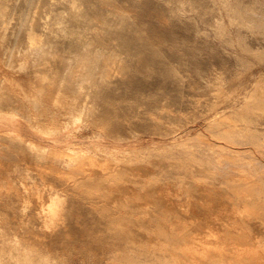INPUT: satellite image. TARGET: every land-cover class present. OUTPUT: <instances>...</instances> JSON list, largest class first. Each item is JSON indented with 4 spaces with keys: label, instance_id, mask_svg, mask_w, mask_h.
<instances>
[{
    "label": "rangeland",
    "instance_id": "374dc122",
    "mask_svg": "<svg viewBox=\"0 0 264 264\" xmlns=\"http://www.w3.org/2000/svg\"><path fill=\"white\" fill-rule=\"evenodd\" d=\"M263 22L264 0H0V101L83 108L0 147V264H264Z\"/></svg>",
    "mask_w": 264,
    "mask_h": 264
},
{
    "label": "bare ground",
    "instance_id": "6f19581e",
    "mask_svg": "<svg viewBox=\"0 0 264 264\" xmlns=\"http://www.w3.org/2000/svg\"><path fill=\"white\" fill-rule=\"evenodd\" d=\"M72 4L70 5L71 7H72V10H73V8H74V2L72 1L71 2ZM141 6V5H140ZM143 6H144V4H143ZM151 6V5H150ZM155 7H157V6H155ZM143 8V7H142ZM158 8V7H157ZM107 9V8H106ZM106 9H105V11H106ZM147 9V8H146ZM159 9V8H158ZM101 10V9H100ZM160 10V9H159ZM227 10V9H226ZM235 10V9H234ZM103 11V10H102ZM105 11H104V13H105ZM162 11V10H161ZM248 11V10H247ZM246 11V12H247ZM151 12V11H150ZM243 12V11H242ZM98 13V12H97ZM101 13V12H100ZM107 13V12H106ZM236 13V12H235ZM251 13V12H250ZM109 14H110V12H109ZM249 14V13H248ZM255 14V13H254ZM253 14V15H254ZM97 15V14H96ZM106 15V14H105ZM162 16H164V15H162ZM241 16V15H240ZM252 16V15H251ZM241 18H242V16H241ZM250 18V17H249ZM252 18V17H251ZM256 18V17H255ZM259 18V17H258ZM258 18H256V19H258ZM245 19H247V18H245ZM244 19V20H245ZM247 20H249V19H247ZM247 20H246V22H247ZM251 20V19H250ZM263 21V20H262ZM255 22V21H254ZM259 22V21H258ZM256 23V22H255ZM264 23V22H263ZM242 24V23H241ZM64 25H66V24H64ZM245 25V24H244ZM257 25V24H256ZM172 26V25H171ZM253 26V25H252ZM66 27V26H65ZM240 27V26H239ZM246 27H248V26H246ZM245 27V28H246ZM262 27V26H261ZM247 29V28H246ZM64 30V29H63ZM170 30V29H169ZM72 31V30H71ZM94 31V30H93ZM95 31H97V29L95 30ZM99 31V30H98ZM97 31V32H98ZM165 31V30H164ZM169 32V31H168ZM260 32V31H259ZM264 32V31H263ZM175 33H177V32H175ZM100 34V33H99ZM258 34V33H257ZM95 35V34H94ZM98 35V34H97ZM96 36V35H95ZM170 36H171V34H170ZM258 36V35H257ZM97 37V36H96ZM101 38V37H100ZM159 39V38H158ZM160 40H161V38H160ZM165 40V39H164ZM86 41V40H85ZM159 41V40H158ZM157 41V42H158ZM171 41V40H170ZM88 42H90V41H88ZM92 42V41H91ZM90 42V44H92ZM114 42V41H113ZM77 43V42H76ZM84 43H86V42H84ZM164 43H166V42H164ZM79 44V43H78ZM168 44V43H167ZM170 44V43H169ZM176 44V43H175ZM94 45V44H93ZM38 46V45H37ZM87 46H89V44L87 45ZM86 46V47H87ZM97 46V45H96ZM39 48V47H38ZM85 48V45H84V47H83V49ZM89 48H91V47H88V49L87 50H89ZM93 48H94V46H93ZM96 48V47H95ZM86 49V48H85ZM84 49V50H85ZM97 49V48H96ZM86 50V51H87ZM101 50V49H100ZM99 50V51H100ZM88 52V51H87ZM86 52V53H87ZM80 53V52H79ZM84 53H85V51H84ZM84 53H81L82 54V58L83 59H80L81 60V62H79L80 63V65L83 67V69H82V75H85V74H88V73H91V71H92V73L93 74H95L98 70H99V67L98 66H100L102 63H103V61H102V63L101 64H97V62H99L98 61V59H100V58H98V59H96L97 58V56L98 55H95L97 52H95L93 49L92 50H90L89 51V53H91V54H89V53H85L86 55H88V57H86V58H88V59H85L84 60V58H85V54ZM101 53V52H100ZM104 53V52H103ZM80 54V55H81ZM102 54V53H101ZM63 55V54H62ZM79 55V56H80ZM64 56V55H63ZM62 56V57H63ZM66 56V55H65ZM77 56H78V54H77ZM106 56V55H105ZM61 57V58H62ZM104 57V56H103ZM114 57V56H113ZM187 57H189V56H187ZM80 58H81V56H80ZM115 58V57H114ZM180 58V57H179ZM68 60V58L66 57L64 60ZM196 59V58H195ZM66 60V61H67ZM97 60V61H96ZM104 60V59H103ZM108 60V59H107ZM191 60H193V59H191ZM198 60V59H197ZM196 60V61H197ZM69 62L68 63H70V60H68ZM95 61H96V64L94 65V63H95ZM109 61V60H108ZM90 62H93V64L92 65H89L90 64ZM105 63H107L106 62V59H105V61H104ZM115 62V61H114ZM137 62V61H136ZM178 62V61H177ZM177 62H176V64H177ZM182 62H183V60H182ZM117 63V62H116ZM66 64H67V62H66ZM104 64V63H103ZM98 65V66H97ZM120 65V64H119ZM193 65V64H192ZM209 65V64H208ZM102 66V65H101ZM108 66V65H107ZM183 66V65H182ZM185 66V65H184ZM183 66V67H184ZM106 67V66H105ZM195 67V65H193L192 66V68H194ZM199 67V66H198ZM111 68V67H110ZM177 68V67H176ZM197 68V67H196ZM210 68H211V66H210ZM98 69V70H97ZM199 69V68H198ZM97 70V71H96ZM194 72V71H193ZM212 72H213V70H212ZM187 73V72H186ZM189 73H190V71H189ZM196 71H195V75H196ZM211 74V73H210ZM23 77V76H22ZM21 77V78H22ZM84 77V76H83ZM193 78V77H192ZM201 78V77H200ZM207 78V77H206ZM197 79V78H196ZM25 80V79H24ZM24 80H22V82L24 81ZM194 80V79H193ZM198 80H199V77H198ZM26 81V80H25ZM21 82V81H20ZM21 82V83H22ZM200 82V81H199ZM12 83V82H11ZM13 84H15V83H13ZM16 84H18L19 85V83H17L16 82ZM23 84V83H22ZM28 83H26L25 85H27ZM206 84V83H205ZM195 85V84H194ZM208 85H210V84H208ZM21 86V85H20ZM20 86L19 87H17V88H15L14 87V93L16 92L15 90L16 89H18L19 88V90L22 88H24L25 86L24 85H22L21 86V88H20ZM24 86V87H23ZM197 86V85H196ZM22 89H21V91H22ZM21 91H19V93L21 92ZM13 92V91H12ZM23 92V91H22ZM13 93V94H14ZM19 93L18 94H16V95H19ZM8 94V93H7ZM10 94V93H9ZM12 94V95H13ZM11 95V96H12ZM1 96H4V95H1ZM39 96V95H38ZM8 100H6V98H4L3 99V101L1 102L0 101V147L1 148H3L4 147V145H5V147H7V149L9 150H12V149H14V148H8V145L6 146V144L5 143H12L11 145H10V147H13L12 145H14L13 143H15L14 142V140L15 141H18V139H20L19 141H21L22 139L20 138L21 136L19 135V129H20V126H21V121L22 120H25V118H26V120H28V122L29 121H31L33 118V122H35V119H37V121L40 123V124H45V125H47V123H50V124H58V123H62V122H64V120L65 119H69V120H72V123H74V124H76V123H78V122H80V118H81V114L83 113V108L81 109V110H78L79 112L77 113V108H78V106L75 104V103H73V104H71L69 107H68V109H67V112L69 113V114H66L67 115V117L66 118H64V119H61L60 118V114H57V111H55V110H53L52 109V107H50L52 110H50V111H47V110H45L41 105H44L45 104V106H46V104H47V102L45 103V100H43L42 99V97H35V95L33 96L34 97V99L33 100H27L28 98H26V96H23V99H21V97H16V96H12V97H16L15 99L14 98H11V97H7V96H5ZM1 98V97H0ZM24 98H26V99H24ZM254 99V98H253ZM18 100H21V103H19L18 102ZM244 100V99H243ZM247 104V103H246ZM249 104V103H248ZM48 105V104H47ZM255 105V104H254ZM258 105V104H257ZM261 105H262V103H261ZM260 105V106H261ZM199 106H200V103H199ZM256 107V106H255ZM34 109V111L36 110V111H39L40 112V117L39 116H35L34 117V115H33V113L32 114H30L33 110L32 109ZM46 108H49V106H46ZM262 108V107H261ZM80 109V108H79ZM253 109V108H252ZM29 110H31V112H29ZM6 111H8L9 112V115H5L4 114V112H6ZM33 111V112H34ZM36 111H35V113H36ZM7 113V112H6ZM34 113V114H35ZM42 113V114H41ZM79 113H81L80 115L81 116H79V115H77V114H79ZM88 113H89V111H88ZM85 114V113H84ZM30 115H33V116H30ZM36 115V114H35ZM39 115V114H38ZM30 117L32 118L31 120H30ZM39 117V118H38ZM241 117V116H240ZM22 119V120H21ZM263 119V118H262ZM242 120V119H241ZM36 121V122H37ZM248 121H250V120H248ZM25 122V121H24ZM32 122V121H31ZM35 122V123H36ZM37 122V123H38ZM245 122H247V121H245ZM244 122V123H245ZM30 123V122H29ZM36 123V124H37ZM226 123H227V121H226ZM35 124V125H36ZM221 124V123H220ZM248 124V123H247ZM63 125H65L66 126V123L65 124H63ZM36 127H39V125L38 126H36ZM64 127V126H63ZM217 128H218V126H217ZM232 128H234L233 126H232ZM59 129V128H58ZM65 129V128H64ZM222 129V128H221ZM245 129V128H244ZM57 130V129H56ZM63 130V129H62ZM223 130V129H222ZM226 130H228V129H226ZM52 131V130H51ZM60 131V130H59ZM69 131V130H68ZM67 131V132H68ZM229 131V130H228ZM243 131V130H242ZM221 131H218V133H220ZM223 132V131H222ZM232 132H233V130H232ZM241 132V131H240ZM253 132H254V130H253ZM48 133V132H47ZM50 133V132H49ZM69 133V132H68ZM226 133V132H225ZM243 133V132H242ZM257 133V132H256ZM45 134V133H44ZM228 134V133H227ZM229 134H230V132H229ZM231 134H234V133H231ZM236 134V133H235ZM238 134V133H237ZM240 134V133H239ZM250 134V133H249ZM259 134V133H258ZM241 135V134H240ZM17 136H19V138H17ZM229 136V135H228ZM245 136V135H244ZM254 136V135H253ZM224 137H226V136H224ZM252 138V137H251ZM17 139V140H16ZM230 139V138H229ZM232 139V138H231ZM231 139H230V142H231ZM247 139V138H246ZM238 140V139H237ZM237 142V141H236ZM19 143V142H18ZM20 143H22V141L20 142ZM233 143V142H232ZM25 144V143H24ZM27 144V143H26ZM18 145V144H17ZM29 145H31V143H29ZM26 146V145H25ZM24 146V148H26ZM32 147H33V145H31ZM31 146H28L27 145V148L29 147H31ZM258 146V145H257ZM14 147H16L15 149L16 150H18L19 148H18V146H14ZM0 148V149H1ZM18 148V149H17ZM22 148V147H21ZM34 148V147H33ZM7 149L5 148V151H7ZM14 149V150H15ZM36 149V148H35ZM35 149H34V151H35ZM38 149V148H37ZM41 149H42V146H41ZM261 149V148H260ZM4 150V149H3ZM9 150V151H10ZM30 150V149H29ZM33 150V149H32ZM47 150V149H46ZM9 151H7V153H10ZM33 151V152H34ZM38 151H40V150H38ZM43 152H44V150H42ZM256 151V150H255ZM36 153H37V150L35 151ZM46 152V151H45ZM257 152V151H256ZM39 153H41V152H39ZM261 153V152H260ZM61 154V153H60ZM39 155V154H38ZM42 155V154H41ZM43 155H44V153H43ZM55 155V159H56V157H57V162H56V160L54 161L53 160V158H52V161L53 162H55V163H57L58 165L60 164V166L61 165H63V164H66V160H65V158H66V156H63V155H61V156H63V158L62 157H59L60 155H59V153H58V155L56 156V154H53V156ZM69 156V158L71 157L70 155H68ZM59 157V158H58ZM78 157V156H77ZM82 158H84L83 156H81ZM80 157V158H81ZM42 158V157H41ZM68 157H67V159H69ZM70 159H72V161H74V159L73 158H70ZM79 159V158H78ZM82 160H84V159H82ZM51 161V162H52ZM79 161V160H78ZM76 162H77V159H76ZM83 162V161H82ZM79 163H81L80 161H79ZM85 163V162H84ZM52 164V163H51ZM73 164H74V162H73ZM72 163L71 164H68L69 166L71 165V167H72V165H73ZM89 164V163H88ZM87 164V165H88ZM54 164H52V166H53ZM75 165H77V163L75 164ZM81 164H79V166H80ZM57 166V165H56ZM59 166V167H60ZM74 166V165H73ZM82 166V165H81ZM80 166V167H81ZM53 167H55V166H53ZM59 167H57V168H59ZM75 167V166H74ZM77 167V166H76ZM79 167V168H80ZM104 167V166H103ZM78 168V169H79ZM92 168V167H91ZM78 169H76V170H78ZM80 169H82V168H80ZM61 170V169H60ZM73 170H74V168H73ZM76 170L74 171V172H76ZM81 172V171H80ZM190 173V172H189ZM188 173V174H189ZM115 174V173H114ZM84 175V174H83ZM193 175H194V173H193ZM116 176V175H115ZM118 176V175H117ZM237 182V181H236ZM243 183V182H242ZM235 184V183H234ZM241 186V185H240ZM245 187V186H244ZM126 188V187H125ZM262 189V188H261ZM52 196H55L53 199H51V201H50V203L47 205V207H51V213H50V216L52 215V214H54L58 209H60L59 208V204L62 202V200L61 199H59V200H61L60 202H59V200L57 199V194L55 195H52ZM60 207H62V204H61V206ZM132 207V206H131ZM130 207V208H131ZM135 208V207H134ZM133 208V209H134ZM262 208H264L263 206H262ZM48 210H49V212H50V208H48ZM48 210H46V212L48 211ZM45 211V210H44ZM60 211H61V209H60ZM135 211V210H134ZM58 212V211H57ZM264 212V211H263ZM60 213V212H59ZM264 214V213H263ZM263 214H261L262 215V217H264L263 216ZM49 214H47V216H48ZM54 215H56V214H54ZM54 215H52V216H54ZM144 215V214H143ZM45 216H46V214H45ZM44 216V217H45ZM58 216V215H57ZM56 216V217H57ZM170 216H172V215H170ZM154 217V216H153ZM152 218V217H151ZM155 218V217H154ZM142 219V221H140V220H138V221H133V219H132V222H129V223H131L132 225H130L131 227L132 226H134L135 225V227L134 228H136V230L139 228V229H141V227L140 226H143L144 225V223H145V220H143L144 218H141ZM181 219V218H180ZM48 220V219H47ZM46 220V221H47ZM173 220V219H172ZM174 220H176V219H174ZM173 220V221H174ZM148 221V220H147ZM144 222V223H143ZM45 224H46V222H44ZM49 223H51V222H49ZM141 223V224H140ZM158 223V222H157ZM160 223V222H159ZM171 223V222H170ZM128 224V223H127ZM185 224V223H184ZM47 225V224H46ZM125 225L126 224H122V225H118V236L120 237V240H123V239H127V240H124L125 242H131L132 241V243L133 242H135V240H134V238H132L131 237V241H130V239H128L130 236H129V234H126L125 233V235H128V238L125 236V238L123 237L124 236V234L122 235V237L120 236V234L121 233H123L122 231H123V227H125ZM162 225V224H161ZM160 225V226H161ZM179 225V224H178ZM126 226H128V225H126ZM130 226H128V228L130 227ZM145 226V225H144ZM163 226H165V225H163ZM184 226V225H183ZM121 227H122V229H121ZM138 227V228H137ZM142 228H144V227H142ZM168 228V227H167ZM125 229V228H124ZM163 229H165V228H163ZM122 230V231H121ZM135 230V231H136ZM126 231V230H125ZM124 231V232H125ZM131 232V231H130ZM137 232V231H136ZM135 232V233H136ZM163 232V231H162ZM171 232V231H170ZM173 232V231H172ZM163 233H165V231L163 232ZM239 233H241V232H239ZM137 234V233H136ZM139 234V233H138ZM140 234H142V233H140ZM162 234V233H161ZM180 234V233H179ZM178 234V235H179ZM165 235H167V234H165ZM210 235V234H209ZM141 236V235H140ZM146 236V235H145ZM145 236H144V238H145ZM211 236H216V235H211ZM139 237V236H138ZM147 237V236H146ZM149 237V236H148ZM154 236L152 235V238H153ZM218 237V236H217ZM216 237V238H217ZM143 238V239H144ZM171 238V237H170ZM173 238V237H172ZM215 238V239H216ZM238 238H240V237H238ZM147 239V238H146ZM150 239V238H149ZM162 239V238H161ZM223 239V238H222ZM222 239H221V241H222ZM187 240V239H186ZM217 240H218V238H217ZM164 241V240H163ZM194 241V240H193ZM219 242H220V239L218 240ZM145 242H147V241H145ZM149 243H150V241H148ZM189 242H190V240H189ZM188 242V243H189ZM212 242H213V240H212ZM214 242L216 243L217 241H215L214 240ZM222 242H224V241H222ZM222 242H221V244H222ZM237 242V241H236ZM149 243H147V244H149ZM156 243H158L157 241H156ZM187 243V244H188ZM195 243V242H194ZM215 243H212V244H214L215 245ZM169 244V243H168ZM174 244H176V243H174ZM202 244V243H201ZM208 244V243H207ZM210 245H211V243H209ZM208 244V245H209ZM225 244V243H224ZM150 245H151V243H150ZM197 245V244H196ZM204 245H206V243H204L203 245H202V250H203V247H205ZM208 245H207V247H208ZM209 245V246H210ZM132 246H134V245H132ZM213 246V245H212ZM215 246H217V244L215 245ZM214 246V247H215ZM225 246V245H224ZM148 248V247H147ZM187 249L188 248H190V245H189V247L187 246L186 247ZM193 248H195V247H193L192 246V249ZM200 248V247H199ZM206 248V247H205ZM210 248V247H209ZM149 249V248H148ZM195 250H196V248H195ZM214 250V249H213ZM212 250V251H213ZM217 250V249H216ZM221 250V249H220ZM163 251V250H162ZM171 251V250H170ZM194 251V250H193ZM197 251V250H196ZM222 251V250H221ZM166 252H168V251H166ZM175 252V251H174ZM181 252V251H180ZM184 252V251H183ZM188 252V251H187ZM199 252H200V250H199ZM202 253L204 252V251H201ZM158 253V252H157ZM156 253V254H157ZM252 253V252H251ZM250 253V254H251ZM192 254H195V252L194 253H192ZM199 254V253H198ZM206 254V253H205ZM219 254H220V252H219ZM218 254V255H219ZM224 254H225V252H224ZM160 255V254H159ZM187 255H188V253H187ZM235 255V254H234ZM243 255V254H242ZM15 256V255H14ZM162 256V255H161ZM166 256H170V254H167ZM176 256V255H175ZM193 256V255H192ZM197 256V255H196ZM201 256V255H200ZM222 256H223V254H222ZM226 256H228V255H226ZM225 256V257H226ZM229 256H230V254H229ZM236 256H237V258L238 257H240V256H238L237 255V253H236ZM16 257V256H15ZM154 257H156V256H154ZM160 257V256H159ZM158 257V258H159ZM184 257V256H183ZM198 257H199V255H198ZM197 257V258H198ZM205 257V256H204ZM217 257H219V256H217ZM232 257V256H231ZM18 258V257H17ZM125 258V257H124ZM167 258V257H166ZM169 258V257H168ZM248 258V257H247ZM259 258H260V256H259ZM179 259V258H178ZM182 259V258H181ZM186 259V258H185ZM25 260V259H24ZM184 260V259H183ZM209 260V259H208ZM219 260V259H218ZM242 260V259H241ZM249 260H251V259H249ZM28 261V260H27ZM43 261V260H42ZM189 261V260H188ZM199 261V260H198ZM197 261V262H198ZM16 262V261H15ZM31 262V261H30ZM40 262V261H39ZM226 262H228V261H226ZM17 263V262H16ZM47 263V262H46ZM176 263H180V262H176ZM193 263H194V261H193ZM221 263V262H220ZM234 263V262H233ZM243 263V262H242ZM245 263V262H244ZM3 264H4V262H3ZM6 264H7V262H6ZM39 264V263H38ZM165 264V263H164ZM170 264V263H169ZM183 264H185V263H183ZM187 264H189V263H187ZM257 264V263H256Z\"/></svg>",
    "mask_w": 264,
    "mask_h": 264
}]
</instances>
